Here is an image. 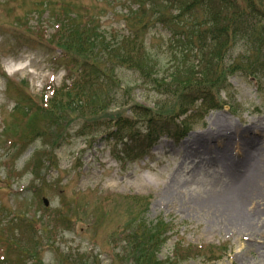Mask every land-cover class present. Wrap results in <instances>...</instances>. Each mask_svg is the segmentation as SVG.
<instances>
[{
  "label": "rangeland",
  "instance_id": "rangeland-1",
  "mask_svg": "<svg viewBox=\"0 0 264 264\" xmlns=\"http://www.w3.org/2000/svg\"><path fill=\"white\" fill-rule=\"evenodd\" d=\"M125 1L0 0V264H142L128 242L159 221L165 242L151 262L264 264V227L253 233L229 204L264 173V29L237 40L221 64L208 47L199 52L209 78L222 79L204 85L206 101L221 107L198 101L153 119L190 130L136 158L143 149L132 138L146 118L131 104L153 98L115 55L124 15L138 5ZM236 1L264 13V0ZM71 30H86L93 51L62 48ZM165 34L145 35L152 53L172 60L159 78L193 58L174 59L183 46ZM115 120L130 129L117 132Z\"/></svg>",
  "mask_w": 264,
  "mask_h": 264
},
{
  "label": "trees",
  "instance_id": "trees-1",
  "mask_svg": "<svg viewBox=\"0 0 264 264\" xmlns=\"http://www.w3.org/2000/svg\"><path fill=\"white\" fill-rule=\"evenodd\" d=\"M132 1V0H131ZM138 5L135 10L130 9L124 15V28L122 44L116 48L115 55L120 58V63L134 71L138 79L148 86L149 94L153 98L150 106L132 103L140 114L146 118L145 133L141 139L132 138L133 147L143 150L157 140L158 134H166L170 138L177 139L187 131L186 127L181 130L166 129L153 119H175L187 112L188 107H219L220 100L210 106L206 101L204 85L222 81L220 75L209 78L211 73L210 62L198 59L199 52L207 47L213 60L221 64L224 62L229 48L243 37L252 34L253 30H260L259 19L264 18L252 3L239 4L236 0H134ZM125 2L129 3V0ZM158 29L164 34L169 33L167 43L181 44L183 49L178 55L174 53V59L179 60L193 57L188 65H182L184 72L178 74V70L172 71L167 76L158 77V74L166 71L167 64L172 60L163 61L158 53H152L148 46L145 35L150 29ZM188 29L189 33L184 36L182 31ZM261 29L264 26L261 25ZM63 32H59L62 35ZM166 35V34H165ZM70 41H64L62 48H67L73 41H77L83 52L93 51L92 45L86 40V30H71L68 34ZM185 38V39H183ZM180 40L183 42L180 43ZM106 49L110 46L105 42ZM189 53L192 56H189ZM197 58V62L193 59ZM225 81V80H223ZM182 86V87H180ZM90 87V86H89ZM199 87H201L199 89ZM91 88V87H90ZM80 91L79 88H74ZM81 100L77 101L80 104ZM85 105V104H84ZM54 106L49 107L52 109ZM144 107H153L152 109ZM167 107H174L168 108ZM177 108V110L175 109ZM36 110V109H35ZM119 130L128 131L130 126L124 125L122 120H115ZM127 136H131L127 133ZM125 138V137H124ZM121 138L120 142L127 145ZM130 150V149H129ZM129 150H126L129 151ZM147 230L137 233L128 245L133 250V255L142 264H163L160 260L151 262L156 255V248L163 242L161 232L163 223L158 222L153 228L146 223ZM154 230V231H153Z\"/></svg>",
  "mask_w": 264,
  "mask_h": 264
},
{
  "label": "bare ground",
  "instance_id": "bare-ground-1",
  "mask_svg": "<svg viewBox=\"0 0 264 264\" xmlns=\"http://www.w3.org/2000/svg\"><path fill=\"white\" fill-rule=\"evenodd\" d=\"M256 180L250 185L239 187L236 198L229 204L233 205L240 213V217L249 226L253 233H258L264 227V205L260 207L264 198L259 194V189H264V173L254 176ZM259 184L262 188H259ZM251 207V208H250Z\"/></svg>",
  "mask_w": 264,
  "mask_h": 264
}]
</instances>
